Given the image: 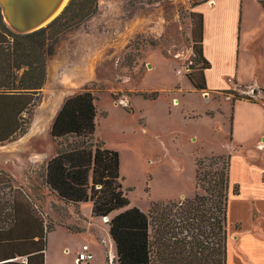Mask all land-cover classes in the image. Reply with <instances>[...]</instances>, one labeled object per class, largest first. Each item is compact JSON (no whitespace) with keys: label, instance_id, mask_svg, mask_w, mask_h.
<instances>
[{"label":"rangeland","instance_id":"1","mask_svg":"<svg viewBox=\"0 0 264 264\" xmlns=\"http://www.w3.org/2000/svg\"><path fill=\"white\" fill-rule=\"evenodd\" d=\"M211 1L98 0L96 14L59 36L34 110V136L0 146V171L17 176L19 183L31 182L39 198L45 165L38 154L56 152L50 136L56 114L68 97L87 89L97 98L96 139L120 154L128 208L147 213L153 202L193 198L198 192L197 158L241 155L240 150L228 148L232 99L214 90L240 92L239 86L251 82L264 89V15L253 1H247L239 46L242 68L216 69L209 92L193 90L186 75L194 59L191 14ZM154 91L159 92L157 100L136 95ZM248 93L255 101L263 100L260 89ZM232 157L235 163L237 157ZM81 205L85 213L87 206L92 212L91 202ZM56 218L69 219L67 212ZM103 225L109 231V224ZM95 234H74L59 226L48 234L49 264H78L77 252H65L64 246L82 248L88 236L96 245ZM96 264H108L107 257L100 256Z\"/></svg>","mask_w":264,"mask_h":264},{"label":"trees","instance_id":"2","mask_svg":"<svg viewBox=\"0 0 264 264\" xmlns=\"http://www.w3.org/2000/svg\"><path fill=\"white\" fill-rule=\"evenodd\" d=\"M97 2L71 0L54 21L28 34L14 32L0 7V146L29 132L59 36L96 14ZM191 18L194 59L186 75L193 90L209 92L206 71L212 65L204 54V14L193 12ZM238 88L221 91L232 102H264V89L258 102L249 88ZM136 95L159 98L157 91ZM96 100L85 89L64 101L50 130L57 153L45 166L42 184L65 204L91 202L94 217L109 218L104 222L110 226L117 264H227L229 198L239 192L231 187V155L196 159L198 192L193 198L153 202L147 213L128 208L120 154L95 137ZM41 207L13 175L0 171V264H45L48 234L56 224Z\"/></svg>","mask_w":264,"mask_h":264},{"label":"crops","instance_id":"3","mask_svg":"<svg viewBox=\"0 0 264 264\" xmlns=\"http://www.w3.org/2000/svg\"><path fill=\"white\" fill-rule=\"evenodd\" d=\"M247 1H253L260 15H264V6L257 0H212L211 3L200 5L197 9L204 14V54L212 65V68L206 71L208 86L212 83L216 69L220 68L223 72L230 66L235 67L236 71L239 66L240 69L242 68L243 58H241L239 46ZM247 88L252 92L262 89L255 82L249 83ZM233 104L231 141L228 148L230 151L240 150L241 155H231V187L232 189L238 187L239 192L232 193L229 198L227 264H264V102L238 100ZM32 136L34 135L31 127L22 138ZM56 153L57 150L48 155L38 154V156H42V164L47 166ZM232 156L237 157L235 163V158ZM16 184L35 199L39 206L43 204L44 215L56 224L55 232L60 226L74 234L96 233V245L92 243L89 236L83 243V245H89L94 255L93 260L87 264H96L100 256L104 259L107 257L108 264H117V251L110 235V227L107 231L103 225L104 221L93 216L91 206H87L88 213H85L81 204L67 205L51 194L42 182L38 183L39 198L34 190L36 186L31 182L16 181ZM66 212L69 219L56 218L58 214L65 217ZM231 212L234 214L233 219H231ZM79 221L82 222L81 225ZM47 241L45 264H49V239ZM80 249L81 247L76 245L64 246L65 252L74 251L78 254ZM19 260L26 261V259ZM76 260L77 257L74 258L75 262Z\"/></svg>","mask_w":264,"mask_h":264},{"label":"water","instance_id":"4","mask_svg":"<svg viewBox=\"0 0 264 264\" xmlns=\"http://www.w3.org/2000/svg\"><path fill=\"white\" fill-rule=\"evenodd\" d=\"M71 0H0L3 17L18 34H28L46 27ZM207 93V92H206Z\"/></svg>","mask_w":264,"mask_h":264},{"label":"built area","instance_id":"5","mask_svg":"<svg viewBox=\"0 0 264 264\" xmlns=\"http://www.w3.org/2000/svg\"><path fill=\"white\" fill-rule=\"evenodd\" d=\"M109 218H105V222L108 221ZM94 258V255L93 253L91 252L90 248H89V245H83V247L81 248V250L78 252V255H77V263L78 264H87L89 263L91 260H93Z\"/></svg>","mask_w":264,"mask_h":264},{"label":"bare ground","instance_id":"6","mask_svg":"<svg viewBox=\"0 0 264 264\" xmlns=\"http://www.w3.org/2000/svg\"><path fill=\"white\" fill-rule=\"evenodd\" d=\"M174 104H178V100L177 99L174 100Z\"/></svg>","mask_w":264,"mask_h":264}]
</instances>
